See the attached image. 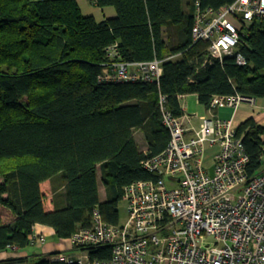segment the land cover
<instances>
[{"label": "trees", "instance_id": "obj_1", "mask_svg": "<svg viewBox=\"0 0 264 264\" xmlns=\"http://www.w3.org/2000/svg\"><path fill=\"white\" fill-rule=\"evenodd\" d=\"M195 1L217 10L233 0H187L185 8L182 0H96L91 5L114 10L102 20L84 14L78 0H0V251L28 246L36 224L61 239L88 229L94 211L116 225L123 188L155 179L141 163L169 139L159 93L175 117L182 115L178 96L192 94L204 108L213 96L264 99V20L238 27L236 52L245 65L227 56L220 62L190 37ZM115 42L124 62L161 60L158 85L99 82ZM234 131L249 158L248 176L260 174L264 128L248 117ZM51 179L63 187L53 196L61 202L46 211L39 184ZM82 250L91 259L111 256L104 244ZM54 254L33 264H65Z\"/></svg>", "mask_w": 264, "mask_h": 264}, {"label": "built area", "instance_id": "obj_2", "mask_svg": "<svg viewBox=\"0 0 264 264\" xmlns=\"http://www.w3.org/2000/svg\"><path fill=\"white\" fill-rule=\"evenodd\" d=\"M194 4L192 41L205 42L211 58L221 62L233 57L237 65H245L236 52L238 27L264 20V0H233L217 10ZM106 54L109 60L97 76L99 82L158 85L161 60L124 62L116 42ZM158 99L169 139L163 151L141 163L155 179L123 188L118 214L121 208L124 214L116 225L104 223L94 211L91 226L67 238L79 249L76 257L55 254L52 259L65 264H264V170L248 176V155L229 120L188 114L182 103V115L175 117L166 109L165 96L159 93ZM257 101L238 93L213 96L206 109L255 107ZM42 238L31 233L29 242L39 245ZM100 244L110 246L109 259H91L82 250Z\"/></svg>", "mask_w": 264, "mask_h": 264}, {"label": "crops", "instance_id": "obj_3", "mask_svg": "<svg viewBox=\"0 0 264 264\" xmlns=\"http://www.w3.org/2000/svg\"><path fill=\"white\" fill-rule=\"evenodd\" d=\"M187 0H182L183 7L186 4ZM79 3V2H78ZM82 12L86 15H92L95 18V14H99L100 18L96 20H102V18H111L114 16V10L111 7H104L101 9L95 7L94 5H89L86 2L81 3L79 5ZM84 10V11H83ZM194 96V95H193ZM187 96H184L180 99V103L184 104ZM195 97V96H194ZM196 98V97H195ZM197 102V100H195ZM198 104V103H197ZM264 99H258L257 105L255 107H246V106H239L235 110H231L226 108L225 106H217L212 109V111H208L206 108L203 107L205 110V114H201L206 117H218L221 120H229L233 127H236L239 123L245 121L248 117L253 118L255 123L259 126L264 128ZM187 113V110H186ZM195 120L198 121L196 118L193 119L194 127L199 125V121L195 123ZM135 133V132H134ZM133 133V135H134ZM190 132H187V136H190ZM135 136V135H134ZM262 140H264V134L261 136ZM214 148L209 149V155L214 151ZM145 150V147L143 148ZM264 151V149H263ZM40 190L42 193L43 198V207L46 211H52L53 207L57 202H61L54 198V194L59 192L63 189L56 181L53 179L43 181L39 184ZM5 197V196H4ZM61 204V203H60ZM4 216L10 217V213L7 210H2ZM32 233L43 236L42 243L35 244L30 243L25 248H16L10 247L7 248L5 251H0V260H7V259H19L26 258L28 260V264H33L35 260L39 257L47 256L49 254H62L64 256H72L76 257L79 253V249H75L70 243L67 238L61 239L55 237L53 229L49 226L43 224H36L32 227ZM54 254V255H55ZM53 255V256H54Z\"/></svg>", "mask_w": 264, "mask_h": 264}, {"label": "rangeland", "instance_id": "obj_4", "mask_svg": "<svg viewBox=\"0 0 264 264\" xmlns=\"http://www.w3.org/2000/svg\"><path fill=\"white\" fill-rule=\"evenodd\" d=\"M78 2H79V5H81V3H83L84 1L78 0ZM99 18H100L99 14L96 13L95 14V19H99ZM163 38L164 39L166 38L165 34L163 35ZM186 98L187 99L185 100V102H186L185 110H187L188 114L189 113L190 114L196 113L197 116H200L201 114H205V110L203 109V106L202 105H198L197 102H195L196 98L192 94H188V96ZM196 122H198V121L195 120V123ZM134 135H135V140L137 142V147H139L140 150H143V148H144L143 147L144 140H143L142 135L140 134L139 131H135ZM206 153H207V155H209V150H207ZM211 164H212V161H211L210 158H208L206 160V165L210 166ZM98 184H99V182H98ZM98 191H99L100 198L103 199L104 195H103V189H102L101 184H99V186H98ZM123 214H124V211L121 208V210L119 211V214H118V218H120V220L123 219Z\"/></svg>", "mask_w": 264, "mask_h": 264}, {"label": "water", "instance_id": "obj_5", "mask_svg": "<svg viewBox=\"0 0 264 264\" xmlns=\"http://www.w3.org/2000/svg\"><path fill=\"white\" fill-rule=\"evenodd\" d=\"M212 170H213V167L211 166V167H210V174H212Z\"/></svg>", "mask_w": 264, "mask_h": 264}]
</instances>
